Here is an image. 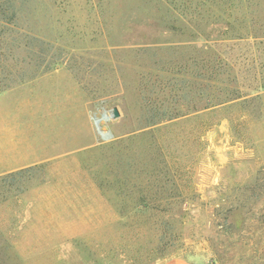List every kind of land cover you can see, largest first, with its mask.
Instances as JSON below:
<instances>
[{
  "label": "rangeland",
  "instance_id": "374dc122",
  "mask_svg": "<svg viewBox=\"0 0 264 264\" xmlns=\"http://www.w3.org/2000/svg\"><path fill=\"white\" fill-rule=\"evenodd\" d=\"M24 2L0 27V141L38 164L0 177V264H264V0ZM205 58L227 64L208 93L241 97L139 125L194 95ZM161 147L193 163L189 198L183 180L138 195Z\"/></svg>",
  "mask_w": 264,
  "mask_h": 264
},
{
  "label": "trees",
  "instance_id": "16d2710c",
  "mask_svg": "<svg viewBox=\"0 0 264 264\" xmlns=\"http://www.w3.org/2000/svg\"><path fill=\"white\" fill-rule=\"evenodd\" d=\"M21 2H23V4L25 3L24 0H0V27L8 28L9 25L17 24L19 22H25L28 19L27 13L22 10V7L20 5ZM200 36L201 34H198V36L196 37L198 38ZM29 38L34 41H41L35 36ZM204 38L205 40H208L209 37L205 35ZM12 40L14 41V39ZM30 44L31 42L27 41L25 44L22 45V47L26 48L30 46ZM12 48L18 49L20 48V45ZM25 51H28V49H25ZM0 52V55L3 56L4 52L1 48V43ZM203 62L204 63L202 64V66L198 67L202 68L203 72H196L194 87L195 90L193 96H191L189 92L185 90V87H183V92L178 95V98H172L175 103H162L163 105L161 104V107H157L155 109H153V106H151L149 108V116H145V118L141 117L139 119V125L145 128L155 126L160 123L171 122L177 119H184L192 113H197L201 110H209L211 108L221 106L224 103L236 100L241 97L240 94L237 93V90H230L227 92V90L224 89L223 96L209 94L208 89L210 84H208L207 80H210V78L212 79V76L208 71L212 70L211 72L215 74V79H217L218 82H222L221 75L224 73L223 71L227 64H225L222 60H216L215 65L211 69V65L208 59L205 58ZM58 64L59 60H52L51 62H49V66H51L52 68H54ZM1 66L3 65L1 64ZM182 75L184 77L181 78V81L187 82L186 73ZM226 92L229 94L228 96H224L226 95ZM191 102L192 105L189 106V103ZM186 104H188V106H186ZM215 123H217V121H206L203 124L202 128L199 130L198 137L203 133L206 128L214 125ZM146 159H144L145 170L142 171V173H144V179H146V190H144L141 194L138 195L151 193L154 189V186H157L158 188H161L163 190L165 189V191H167L168 188L171 187V184L176 183V180H183V182L188 184V186L189 183H191V180L189 178V168L193 165L192 162L182 164L180 172H177L176 169L173 170L172 166H170V163L167 160L162 147L161 160H158V158L150 155ZM152 162H154L155 164H153ZM21 173L22 172H16L10 175H19ZM188 188L189 193L186 196H183L184 198H189L192 195L191 193H193L192 186L190 185ZM163 192L164 191H161V194Z\"/></svg>",
  "mask_w": 264,
  "mask_h": 264
},
{
  "label": "crops",
  "instance_id": "0c3cea01",
  "mask_svg": "<svg viewBox=\"0 0 264 264\" xmlns=\"http://www.w3.org/2000/svg\"><path fill=\"white\" fill-rule=\"evenodd\" d=\"M98 132V127L96 129ZM106 136V135H105ZM12 141V140H11ZM10 141V147L7 150L6 147H3L2 142L0 141V177L8 174L16 173L27 168L35 167L38 164L37 159H32L30 156H23L14 152L12 148V142ZM3 148L4 150H1ZM164 264H191V261L185 257H176L168 259Z\"/></svg>",
  "mask_w": 264,
  "mask_h": 264
},
{
  "label": "built area",
  "instance_id": "2783aa9c",
  "mask_svg": "<svg viewBox=\"0 0 264 264\" xmlns=\"http://www.w3.org/2000/svg\"><path fill=\"white\" fill-rule=\"evenodd\" d=\"M103 115H106L107 118L106 119H102V116ZM112 113H107V112H103L101 115H94L95 118L97 119H101L100 122H99V128H101V130L104 132V133H107V137H104L102 136V138L104 139H107V138H110L111 137V131L109 130L108 128V125L109 123L112 121Z\"/></svg>",
  "mask_w": 264,
  "mask_h": 264
},
{
  "label": "bare ground",
  "instance_id": "6f19581e",
  "mask_svg": "<svg viewBox=\"0 0 264 264\" xmlns=\"http://www.w3.org/2000/svg\"><path fill=\"white\" fill-rule=\"evenodd\" d=\"M103 116H104L103 119H106V118H107L106 115H103ZM94 119H95V117H93V121H94ZM94 124H95V123H94ZM98 126H99V125H98ZM98 126H97V127H98ZM95 127H96V125H95ZM97 127H96V128H97ZM98 133H99L100 136L102 135V136L106 137V136H105L106 133H104V132L101 130V128H99V127H98Z\"/></svg>",
  "mask_w": 264,
  "mask_h": 264
},
{
  "label": "water",
  "instance_id": "95a60500",
  "mask_svg": "<svg viewBox=\"0 0 264 264\" xmlns=\"http://www.w3.org/2000/svg\"><path fill=\"white\" fill-rule=\"evenodd\" d=\"M113 115H114V117H115L116 119L120 117V113H119V110H118L117 108H114V110H113Z\"/></svg>",
  "mask_w": 264,
  "mask_h": 264
}]
</instances>
